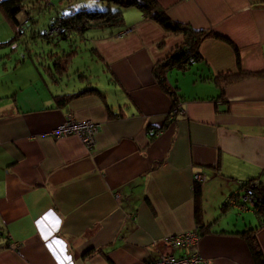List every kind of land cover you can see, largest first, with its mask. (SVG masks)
<instances>
[{"label": "crops", "instance_id": "0c3cea01", "mask_svg": "<svg viewBox=\"0 0 264 264\" xmlns=\"http://www.w3.org/2000/svg\"><path fill=\"white\" fill-rule=\"evenodd\" d=\"M157 2L171 19L227 37L239 56L237 64L232 45L206 37L198 60L168 68L180 101L173 116L152 69L183 36L136 7L122 10L121 26L87 32L93 70L74 60L80 44L54 76L48 46L15 44L7 59L0 50V264H61L63 243L71 264H148L183 254L165 237L198 221L194 250L208 264H257L240 234L247 229L264 257V217L249 201L224 207L247 180L264 185V0ZM14 33L0 6V47ZM62 45L55 51L69 50ZM227 73L248 75L221 89L214 79ZM88 88L96 90L55 102ZM68 113L99 124L92 148L50 134Z\"/></svg>", "mask_w": 264, "mask_h": 264}, {"label": "trees", "instance_id": "16d2710c", "mask_svg": "<svg viewBox=\"0 0 264 264\" xmlns=\"http://www.w3.org/2000/svg\"><path fill=\"white\" fill-rule=\"evenodd\" d=\"M105 1L107 3H113L117 6H109L107 10H97V7L90 9L85 6H81V8L70 7L68 11L61 12L57 14L51 23V29L56 26V30L52 31L54 34L56 43L53 45L59 46V40H62L67 44L70 48L66 51V49L61 51H53V53H48L49 55H53L51 59V63H49V69L52 71L54 75H60L64 70H66V64L69 61V58L76 53L78 43L82 41V38L85 37V34L93 29L103 30V29H113L121 26L123 22L122 10L126 7H136L139 9L145 16L156 21L162 28L169 32L180 33L183 36V41L171 49L168 54L157 61L153 66V75L156 78L158 84L172 96L173 105L179 101L177 92L174 88H172L168 82L166 77V71L168 68L174 66L177 68H185L189 65V59L193 57L196 60L200 58L198 53V46L200 42L206 37H215L222 39L228 42L233 46L237 64H239V56L236 46L225 36L214 33L204 29H195L190 25L175 21L171 19L164 9L158 4L157 0H100ZM6 17L13 23L15 27V33L12 37L9 44L21 34L20 22L16 18V13L22 9V5L20 0H2L0 3ZM96 9V10H95ZM99 9V8H98ZM43 36L47 35L46 33L42 34ZM248 75V73H242L239 75H235L232 73H227L224 75L216 76L215 81L217 85L223 89V85L228 84L229 82L235 81L236 79ZM96 90V88H88L81 90L77 93H73L71 95H57L55 96V102L57 104H64L70 98L85 93L87 91ZM252 179L247 180L241 185V188H246L250 186ZM194 192V212L199 220L200 209L197 204L201 188L199 183L194 184L193 188ZM236 196V195H235ZM231 196V197H235ZM251 198L253 200V207L256 210V213L259 217H264V185L257 183L251 187ZM227 204H224V207ZM198 231L204 225L197 224ZM254 229H247L240 232L241 235L244 236L248 247L256 260L257 264H264V257H262V251L258 245Z\"/></svg>", "mask_w": 264, "mask_h": 264}, {"label": "built area", "instance_id": "2783aa9c", "mask_svg": "<svg viewBox=\"0 0 264 264\" xmlns=\"http://www.w3.org/2000/svg\"><path fill=\"white\" fill-rule=\"evenodd\" d=\"M128 30L129 29H127V31ZM194 61L195 59L193 57L189 59L190 63H193ZM179 107L180 101H178L172 108L170 115L173 116ZM98 128L99 124L95 121L78 120L74 118L71 113H68L66 118L54 126L49 132L56 138L75 135L79 137V139L88 149H90L96 142V133ZM152 131L153 130H151V132ZM202 179V173H196L194 175V180L200 181ZM256 183L257 181H252L250 186L243 188L244 192L241 196L238 195L237 197H230L227 201V206H236L239 209H244L247 206L246 202L249 201L251 204H253V200L251 198V187ZM198 239L199 231L196 226L193 229L167 235L165 240L173 249H183L185 252L179 256L174 255L173 253H161L158 256L150 259L148 264H208V261L196 250H194V245L197 243Z\"/></svg>", "mask_w": 264, "mask_h": 264}, {"label": "rangeland", "instance_id": "374dc122", "mask_svg": "<svg viewBox=\"0 0 264 264\" xmlns=\"http://www.w3.org/2000/svg\"><path fill=\"white\" fill-rule=\"evenodd\" d=\"M81 1L93 4L101 3L104 5V7H98L97 5L85 6L86 8L90 9L97 7V10H107L110 5L117 6L116 4H109L105 1L100 0H22V9L20 10L21 12L19 11L16 13L18 20L21 24L19 26L21 27V34L17 36L11 44L3 46L4 48L2 46V48L0 47V50H3L5 53H7V55H4V57L7 59V56L9 54H13L11 53V47L15 44H17L19 46V49H21L22 51H24L23 48L25 47L33 49L39 47L41 50H43L44 48L47 49L46 46H48V48H50L51 50L55 51L57 49V47L53 45L54 43H56L53 34L55 31L52 33L49 32V29L51 27V23L53 22L56 16V13L59 12L63 7H65L66 4H68L69 2L72 4L71 6H75V8H81ZM24 19H26L27 21L24 22ZM129 31L130 29L127 32ZM43 33H46L47 35L43 36ZM86 35L87 33L85 34V38ZM88 35L89 37L92 36V32L88 31ZM62 43L64 42L62 40H59V46H63ZM78 44H80V51L78 52V55L75 57L74 60L81 63L82 65H85L86 68L90 66V68L93 70V66L87 63V53L91 46L89 40L86 38ZM1 53L3 54V52ZM15 53H17V51L14 52V54Z\"/></svg>", "mask_w": 264, "mask_h": 264}, {"label": "clouds", "instance_id": "9594fccd", "mask_svg": "<svg viewBox=\"0 0 264 264\" xmlns=\"http://www.w3.org/2000/svg\"><path fill=\"white\" fill-rule=\"evenodd\" d=\"M63 256L64 258H57V260L59 261V263L61 264H71V256L70 254L67 252V248L65 246V243H63Z\"/></svg>", "mask_w": 264, "mask_h": 264}, {"label": "water", "instance_id": "95a60500", "mask_svg": "<svg viewBox=\"0 0 264 264\" xmlns=\"http://www.w3.org/2000/svg\"><path fill=\"white\" fill-rule=\"evenodd\" d=\"M195 62V61H194Z\"/></svg>", "mask_w": 264, "mask_h": 264}]
</instances>
